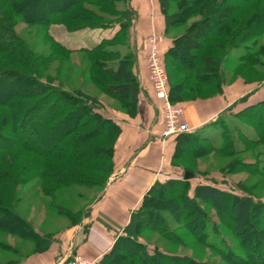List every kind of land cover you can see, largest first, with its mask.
Listing matches in <instances>:
<instances>
[{
	"label": "trees",
	"instance_id": "trees-1",
	"mask_svg": "<svg viewBox=\"0 0 264 264\" xmlns=\"http://www.w3.org/2000/svg\"><path fill=\"white\" fill-rule=\"evenodd\" d=\"M31 2L32 0H0V88H5L0 91V188H5L8 180H16V175L12 176L11 167L6 168L3 152L18 149L38 158L34 161L36 164L33 173L40 175L42 179L65 188L74 185L101 186L102 192L114 170V145L121 131L118 122L104 116L98 109L97 102L87 95L42 78L36 65L37 59L41 57L30 52L15 26L19 20L26 24L37 23L45 30V37L57 51L70 54L78 50L93 56L94 65L111 73L112 84L105 85L95 78L96 85L120 99L126 107V113L133 117L137 112L140 90L133 71L135 56L132 52H126L120 58L117 51L106 47L124 42L125 34L137 13L129 0H67L63 5L52 9L46 17L31 19L25 12ZM169 3L177 8L172 14L168 13ZM159 6L165 20V35H169L174 27L184 24L190 17H199L184 32L174 35L171 45L162 54L169 97L173 104L204 99L206 96L202 95L203 89L211 91V97L219 94L226 81L222 65L232 69H246L247 72L264 67L261 59L264 56V44L259 40L264 35V0H159ZM55 22L67 31L114 25L118 29L111 37L101 38L91 47L71 48L49 31L50 25ZM240 46L244 47V53L231 58L230 51ZM107 57L118 59L114 68L107 67ZM255 74L258 73L255 71ZM257 77L256 84L264 81V73L261 78ZM186 78L194 81L196 84H193L197 86L188 83V87L182 86L181 82ZM184 93L188 94L187 99L183 97ZM245 99L246 96L241 100ZM232 115L241 124L252 128L254 137L236 127L235 139L224 124L221 130L222 143L219 146L214 145L209 138L200 136L199 132L178 134L174 136L175 148L170 159L171 165L179 167L177 160L179 157L183 158V154L186 157L198 154H189L181 148V144L188 140L195 147L202 146L206 147L207 152L212 150L219 153L226 150L235 152L237 141L251 145L262 141L264 99L245 106ZM50 136L54 137L55 142L46 148L43 142ZM180 150L182 155L179 154ZM260 153L262 152H254L256 156ZM10 166L14 170L12 162ZM182 170L191 171L185 168ZM259 174L264 176V170ZM236 189L242 193L223 190L213 183H199L190 195L188 180L169 178L156 182L133 211V230L126 227L123 233L116 236L114 244L100 260V264H124L117 254L120 245L128 247L124 252L130 260L127 264H207L193 256L163 251L155 244L149 249L151 243L141 236L143 232L154 231L166 238L171 237L172 230L167 215L175 222H182L189 217L196 218L200 223L198 238L201 243L216 250L221 257L239 259L241 264H264V205L260 200L254 201L252 194L246 193L242 188L236 186ZM156 192L159 197L163 194L173 198L180 196L182 202L175 201L172 206H158L163 200L155 198ZM102 194L103 192L96 195L92 202L74 214L76 222L72 226L82 223L90 215L93 204ZM200 201L210 202L221 221L226 204L232 206L230 229L240 238L237 246L224 250L213 239L208 240L207 229L218 234L220 226L217 222L210 223L200 211ZM149 202L158 210L149 209ZM56 204L49 203L48 206L56 213L60 212L59 208L69 211V208H64L60 203ZM5 217L15 220L19 225L23 223L28 239L41 244L40 252L46 250L55 239L53 234L44 235L38 231L14 207L0 205V221ZM256 218L259 220L256 222L255 235L251 236L247 229L254 224ZM99 221L107 229H111L108 224ZM88 226L89 224H83L82 228L87 230ZM3 228L0 226V231ZM249 240H252L251 247L247 249ZM0 247L11 248L2 243ZM242 250H246L245 257L237 254ZM253 252L261 254L263 260L254 259Z\"/></svg>",
	"mask_w": 264,
	"mask_h": 264
},
{
	"label": "rangeland",
	"instance_id": "rangeland-1",
	"mask_svg": "<svg viewBox=\"0 0 264 264\" xmlns=\"http://www.w3.org/2000/svg\"><path fill=\"white\" fill-rule=\"evenodd\" d=\"M66 1L67 0H32V4L30 3L29 6L26 7L25 12L31 19H40L46 17L52 9L63 5ZM129 1L130 3L132 2V0ZM168 5V13L172 14L177 10L174 4L169 3ZM134 10L136 11L137 16L128 32L125 34L124 42L121 41L116 45L106 47L108 50L117 51L120 58L126 52H132L135 56L133 71L141 59H145L146 68L148 52L147 37L149 35V32L147 33L146 31L145 35L143 34L139 36L142 38V42L140 44L138 43L140 38L137 37L135 30L133 29L138 18V12L135 8ZM198 18L199 17H190L184 24L174 27L169 35L174 36L184 32L188 26L195 20H198ZM210 28H212V26ZM15 29L18 35L26 43L30 52L41 57V59H37L36 65L42 78L50 80L55 85L60 84L64 88L76 90L87 95L89 98L97 102L99 105L98 109H100L102 114L106 117L114 119L109 115L108 111L130 117L126 113V107L120 99L109 95L96 85L95 78L101 80V83L105 85L112 84L110 81L111 73L104 72L94 65L93 56L87 55L78 50L73 51L70 54L57 51L51 45V42L45 37V30L37 23L26 24L19 20ZM117 29L118 26L114 25L67 31L58 22L51 24L49 27V31L54 37L71 48L80 47V43H82V45H87L84 47H91L101 38L111 37ZM91 30H97L100 32V36H104L101 38L99 36V38H97V35L93 37L95 40L97 38V41L91 42ZM259 40L261 44H264V35H262ZM243 53L244 47L240 46L232 49L229 56L235 58ZM162 54L163 51L160 42V55L163 63ZM261 59L264 62V56H262ZM105 60L107 67L114 68L118 59L107 57ZM222 66V73L226 80L224 83L228 85H232L239 80L244 85H251L256 82L258 74H260L258 77L261 78V74L264 73V67L255 70L258 73L256 75L254 70L247 72L246 69L242 68L232 69V67H226L225 65ZM246 79L249 82L245 81ZM186 83L191 86H197L195 85L196 83L189 78H186L181 82L182 86L186 85ZM188 84L186 85L187 87L189 86ZM1 90L3 91L5 88L1 87L0 91ZM201 92L204 97H211L209 96L211 91L203 89ZM183 97L187 99L189 96L187 93H184ZM174 105L182 107V103L175 102ZM218 121L220 122L216 127L213 125L206 126L199 132L200 136L209 138L216 146H219L222 143V124L228 126V130L233 134L235 139L237 135L235 130L236 127L245 131L250 137H254L253 129L247 125L241 124L232 114L226 115L223 119H218ZM1 131H3L2 128ZM54 142V137L50 136L47 141L43 143L46 144V148H49ZM181 148L189 154L198 153L196 156L186 157L180 150L179 154H183V158L179 157L177 160L179 167H175L178 170L177 178L182 180H184L183 175L185 172L182 168L191 170H186L192 173V178L188 179V193H190V195H192L195 185L199 183H213L223 190L241 194L242 192L236 189V186H238L246 191V193L252 194L254 201L260 200V203L264 205V176L259 174L261 170H264V138L257 145L247 144L244 141H237L235 147L236 150L232 153L228 150L222 153L212 150L207 152L206 147H195L189 140L182 143ZM255 151H261L262 153L256 156L254 154ZM3 159L7 162L6 168H8V166L11 167L12 176L16 175V180H8V184L5 188H0V205L14 207V209L25 220L30 222L44 235L53 234L56 237L65 232L67 228L72 227V224L76 222L74 214L77 213L79 209L92 202L96 195L98 196L102 192L104 193V191L101 192V186L74 185L65 188L42 179L40 175L33 173L36 164L34 161H37L38 158L29 152L19 151L18 149L3 152ZM11 162L15 165L14 167L16 169L14 168L13 170V166H10ZM3 166L5 168L4 164ZM154 196L156 199L163 200L158 206H161V204L172 206L175 201H178L179 203L182 202L180 196L173 198V196L171 197L163 194L159 197L157 192ZM56 202L60 203L64 208H69V211L59 208L60 212L56 213L55 210H52L50 205L48 206L49 203L57 205ZM152 206H154L153 203L151 204V202H149V209L155 211L158 210V208H154L156 206ZM199 208L200 211L210 220V223L217 222L220 226L218 234H213L210 229H207L208 240L213 239L215 244L224 250H228L231 246H237L239 244L240 238L236 237L230 229V225L232 224L230 218L232 206L230 204H226L224 218L222 217L223 221L217 217L216 210L210 202L200 201ZM166 218L169 220L170 228L172 230L171 239L162 236L159 232L145 231L141 236L151 243L149 249H152L155 244L163 251L181 256H193L195 259H201V262L207 264H233L231 262L241 264L239 259L223 258L216 252V250L204 246L201 243V240L198 238L200 223L196 218L189 217L182 222L173 221L170 215H167ZM258 220L259 219L256 218L254 224L247 229V232L251 236L253 234L255 235V227ZM186 221L187 223H185ZM151 223H154V221H151ZM226 225H228V227ZM0 226L4 227L3 230L0 231V243L11 247L10 249L0 247V264H17L26 257L40 252L41 249L39 247L41 244L38 245L34 241L28 239L27 230L23 226V223L19 225L15 220L5 217V219L0 221ZM248 242L249 245H247V249L251 247L250 242H252V240H249ZM127 248L128 247L124 245H120L117 252L124 264L130 262L124 254ZM245 251L242 250L236 252L237 254L242 255V257H245ZM252 256L254 259H262L261 254L258 255L257 253L255 254V252H253ZM108 262L110 263L111 260Z\"/></svg>",
	"mask_w": 264,
	"mask_h": 264
},
{
	"label": "crops",
	"instance_id": "crops-1",
	"mask_svg": "<svg viewBox=\"0 0 264 264\" xmlns=\"http://www.w3.org/2000/svg\"><path fill=\"white\" fill-rule=\"evenodd\" d=\"M131 3L138 12L133 27L140 38L138 43L142 42L139 36L145 35L146 31H154L161 37L164 52L171 45L173 36L164 34L165 20L159 0H132ZM90 34L92 38L100 36L97 30H91ZM92 38L91 42L97 41V38ZM84 46L87 45L80 43V47ZM134 72L140 88L136 115L128 117L108 111L118 122L121 131L114 145V170L101 198L92 206L90 215L82 223L67 228L55 237L46 250L34 253L17 264H68L75 256L100 264L116 236L123 233L126 227L132 230L133 211L152 185L177 178L178 170L170 163L175 138H162L160 135L163 128L161 104L153 93L145 59L139 60ZM244 96L246 99L241 100ZM262 99L264 81L251 85H244L240 80L232 85L223 83L222 91L217 95L182 103L183 118L190 124L191 132H200L206 126L216 127L218 119ZM99 220L111 229H107ZM83 224H89L87 230L82 228Z\"/></svg>",
	"mask_w": 264,
	"mask_h": 264
},
{
	"label": "built area",
	"instance_id": "built-area-1",
	"mask_svg": "<svg viewBox=\"0 0 264 264\" xmlns=\"http://www.w3.org/2000/svg\"><path fill=\"white\" fill-rule=\"evenodd\" d=\"M147 41L146 69L153 93L161 104L163 128L160 135L162 138H168L182 133H189L192 131V128L183 118V107L174 105L170 101L167 74L160 55L161 37L154 31H151L147 37ZM68 264H94V261L87 260L81 256H75Z\"/></svg>",
	"mask_w": 264,
	"mask_h": 264
},
{
	"label": "water",
	"instance_id": "water-1",
	"mask_svg": "<svg viewBox=\"0 0 264 264\" xmlns=\"http://www.w3.org/2000/svg\"><path fill=\"white\" fill-rule=\"evenodd\" d=\"M190 178H192V173H190V172H188V171H185V172H184V175H183V179H184V180H188V179H190Z\"/></svg>",
	"mask_w": 264,
	"mask_h": 264
}]
</instances>
